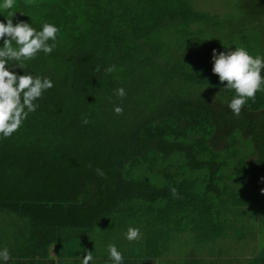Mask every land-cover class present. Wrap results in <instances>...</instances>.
<instances>
[{
  "label": "trees",
  "instance_id": "trees-1",
  "mask_svg": "<svg viewBox=\"0 0 264 264\" xmlns=\"http://www.w3.org/2000/svg\"><path fill=\"white\" fill-rule=\"evenodd\" d=\"M199 1L15 0L0 8L5 23L12 11L14 24L59 29L51 54L10 69L54 86L17 132L0 137V224L22 218L46 251L100 231L125 237L129 227L149 248L157 237L219 236L241 222L248 234L233 236L264 252V230L248 218L264 211V91L236 117L228 107L235 93L212 72L213 49L264 57V0L231 12Z\"/></svg>",
  "mask_w": 264,
  "mask_h": 264
},
{
  "label": "clouds",
  "instance_id": "clouds-1",
  "mask_svg": "<svg viewBox=\"0 0 264 264\" xmlns=\"http://www.w3.org/2000/svg\"><path fill=\"white\" fill-rule=\"evenodd\" d=\"M14 4L15 0H3L0 8L10 10L13 9ZM15 14L9 11L6 16L7 22L0 21V40H3V47H0V137L2 138H9L17 132L29 114L39 107L35 101L42 98L44 92L54 86L53 81L48 77L33 76L25 72L23 75H18L10 69H24L25 61L34 59L40 52L45 55L51 54L56 48L58 27L45 22L41 30H37L25 21H18L14 24ZM13 42H15V47ZM227 49V51L213 49L212 72L219 77L220 83L225 85L221 90L235 93L228 107L236 117H239L247 102L251 100L254 103L257 92L264 91V75H262L264 57L251 55L245 47ZM9 61L17 63L10 68ZM99 70L97 67L96 71ZM114 71L115 65L106 69L107 73ZM115 94L122 100L126 96V91L121 87L116 89ZM123 111L121 106H114L116 115H122ZM89 122L86 117L83 118L85 125ZM96 172L101 177L105 175L102 169L97 168ZM170 192L175 198H180L175 187L170 188ZM141 238L140 228L129 227L127 229L126 239L128 241H137ZM108 252L115 264H122L123 255L114 244L108 245ZM10 258L8 248L0 250V260L7 262ZM92 260L93 253L87 251L82 264H89Z\"/></svg>",
  "mask_w": 264,
  "mask_h": 264
},
{
  "label": "crops",
  "instance_id": "crops-1",
  "mask_svg": "<svg viewBox=\"0 0 264 264\" xmlns=\"http://www.w3.org/2000/svg\"><path fill=\"white\" fill-rule=\"evenodd\" d=\"M15 218H8L9 224L3 221L5 227L0 224V250L8 248L11 256L7 262L0 260V264H82L87 251L93 253L89 264H115L110 259L109 244H114L122 253V264H264V252L261 254L262 249L254 245V239L252 244L245 240L234 245L232 233L218 237L217 232L201 234L199 239L190 233H172L170 239L157 237L158 245L147 248L139 240L130 242L126 236L112 232L104 238L105 231H100L90 233L87 240L80 238L66 240L64 245L52 244L45 251L34 244L35 238L25 229L26 222ZM185 235L191 239H186Z\"/></svg>",
  "mask_w": 264,
  "mask_h": 264
},
{
  "label": "rangeland",
  "instance_id": "rangeland-1",
  "mask_svg": "<svg viewBox=\"0 0 264 264\" xmlns=\"http://www.w3.org/2000/svg\"><path fill=\"white\" fill-rule=\"evenodd\" d=\"M250 1L251 0H200L199 3L206 10H216V11L219 10V12H222V11L231 12V11H236V8L238 10L246 9L247 6L251 5ZM260 190H262V188H259V191ZM261 197H262L263 202H264V195H261ZM257 210H258L259 216L249 215V217L245 216L243 220H246L247 217L250 218L251 216H253L254 217L253 218L254 222L251 223V224L255 227L256 230H259V225H261V227L264 230V216H262L264 214V211H263V213H261L260 212V207H258ZM8 217L9 216H7L5 218H8ZM0 218L3 219V216H0ZM11 219H16V218L14 217V218H11ZM1 223H3V222H1ZM5 223L9 224V222H5ZM6 224H4V226ZM234 226H235L236 229L239 228L240 230L241 229L242 230L241 231L240 230H236L235 231V228H230L228 230H225L226 232L224 234L220 233L221 235H219L218 237H221V236H223L225 234H228V233H232L233 235H240V234H243V233L248 234L246 230H248L249 228L246 227L244 229L243 228L244 225L241 222H237L236 224H234ZM249 232H252V231H249ZM260 235H261V239H260L261 242L259 241V244L261 243L262 245H264V232L263 233L260 232ZM233 239H234L233 240V244L234 245L240 244L242 242V240H238L237 237H233Z\"/></svg>",
  "mask_w": 264,
  "mask_h": 264
}]
</instances>
